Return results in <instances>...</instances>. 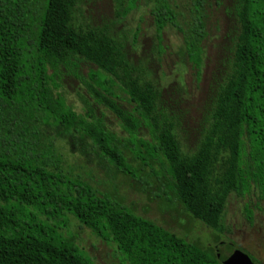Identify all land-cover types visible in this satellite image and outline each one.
Listing matches in <instances>:
<instances>
[{
    "label": "trees",
    "instance_id": "obj_1",
    "mask_svg": "<svg viewBox=\"0 0 264 264\" xmlns=\"http://www.w3.org/2000/svg\"><path fill=\"white\" fill-rule=\"evenodd\" d=\"M79 1L0 0V264H94L65 234L71 218L114 244L128 264H224L228 256L137 215L116 191L102 194L68 170L63 143L84 155L91 148L117 173L139 177L127 162V144L91 111L87 117L74 111L58 80L63 70L79 77L83 62L95 67L84 85L94 104L117 118L141 171L168 176L165 193L221 233L232 194L257 191L264 200V0H237L232 73L209 134L189 156L173 122L159 114L158 93L136 74L122 44L107 31L75 23ZM210 3L191 0L188 16L168 0H154L150 10L159 43L174 29L198 77Z\"/></svg>",
    "mask_w": 264,
    "mask_h": 264
},
{
    "label": "rangeland",
    "instance_id": "obj_2",
    "mask_svg": "<svg viewBox=\"0 0 264 264\" xmlns=\"http://www.w3.org/2000/svg\"><path fill=\"white\" fill-rule=\"evenodd\" d=\"M168 1L183 14H190L191 0ZM153 3L154 0H80L74 21L83 28L90 26L107 31L122 44L136 74L158 93L159 114L173 122L179 146L189 156L200 148L209 134L218 95L232 73L235 45L240 32L238 1L211 0L205 9L206 38L199 77L187 60L182 37L174 29H166L161 43L157 40L150 13ZM131 5L132 10L122 18L124 10ZM94 68L83 62L78 69L79 77L72 71L63 70L58 80L59 92L74 111L84 117L91 111L127 144V162L139 177L131 179L117 173L91 148L84 155L75 146L63 143L68 170L73 175H80L102 194L116 191V195L122 197L124 204L137 215L189 242L219 251L220 256L224 257L241 250L254 264H264V200L259 198L260 193L253 191L244 197L235 194L229 197L221 233L193 219L174 201L172 193H165L168 176L167 181L159 180L147 175L149 168L141 171L140 160L135 157L136 149L120 128L115 115L94 104L83 82V79L89 81L88 72ZM121 104L129 107L127 101ZM139 136L148 139L146 131L139 133ZM250 214L252 220L249 219ZM65 234L74 238L94 264H128L122 261L114 244L80 227L73 218ZM229 244L235 249L228 251Z\"/></svg>",
    "mask_w": 264,
    "mask_h": 264
},
{
    "label": "water",
    "instance_id": "obj_3",
    "mask_svg": "<svg viewBox=\"0 0 264 264\" xmlns=\"http://www.w3.org/2000/svg\"><path fill=\"white\" fill-rule=\"evenodd\" d=\"M224 264H254L251 258L241 250H235Z\"/></svg>",
    "mask_w": 264,
    "mask_h": 264
}]
</instances>
